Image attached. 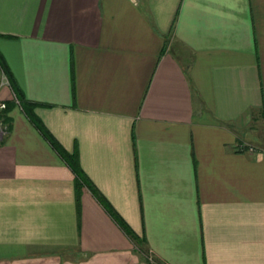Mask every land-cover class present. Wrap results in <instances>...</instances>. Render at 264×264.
Listing matches in <instances>:
<instances>
[{
	"label": "crops",
	"instance_id": "1",
	"mask_svg": "<svg viewBox=\"0 0 264 264\" xmlns=\"http://www.w3.org/2000/svg\"><path fill=\"white\" fill-rule=\"evenodd\" d=\"M0 61V264H264V0H0Z\"/></svg>",
	"mask_w": 264,
	"mask_h": 264
},
{
	"label": "trees",
	"instance_id": "2",
	"mask_svg": "<svg viewBox=\"0 0 264 264\" xmlns=\"http://www.w3.org/2000/svg\"><path fill=\"white\" fill-rule=\"evenodd\" d=\"M0 61V67L5 73L4 66L2 65ZM14 90V96L16 100L20 103V105L23 103V96L18 90ZM7 110V108L4 110V112ZM32 122L39 128V130L44 134V136L47 137L48 141L52 144V146L60 153L62 158L65 160V162L70 166L72 171L74 172V183L77 189V205H79V193L82 189V187H85L87 189H91V184L88 181L87 176L84 174L82 169L80 168L79 161H78V156L77 153L74 152L72 154H68L64 149L60 146V144L52 137V135L43 127L42 123L40 120L36 117L31 118ZM95 196L98 198L102 206L108 211V213L111 215V217L114 219V221L120 226V228L126 233L128 238L136 245V247L140 251H144V245L142 239H139L127 226V224L113 211V209L110 207V205L104 200L103 198L101 199L98 194L95 193Z\"/></svg>",
	"mask_w": 264,
	"mask_h": 264
},
{
	"label": "built area",
	"instance_id": "3",
	"mask_svg": "<svg viewBox=\"0 0 264 264\" xmlns=\"http://www.w3.org/2000/svg\"><path fill=\"white\" fill-rule=\"evenodd\" d=\"M0 85H8V81H7V78L4 75V73L2 74ZM5 109H6V102L4 100L0 99V142H1L2 138L4 137V135L8 131V126H7V124L4 121V118L2 116V113L4 112ZM237 148L240 150L241 149H247V151H249V152L255 151V148L252 145H247L244 143L238 144Z\"/></svg>",
	"mask_w": 264,
	"mask_h": 264
},
{
	"label": "rangeland",
	"instance_id": "4",
	"mask_svg": "<svg viewBox=\"0 0 264 264\" xmlns=\"http://www.w3.org/2000/svg\"><path fill=\"white\" fill-rule=\"evenodd\" d=\"M255 148V146H253ZM256 149V148H255Z\"/></svg>",
	"mask_w": 264,
	"mask_h": 264
}]
</instances>
